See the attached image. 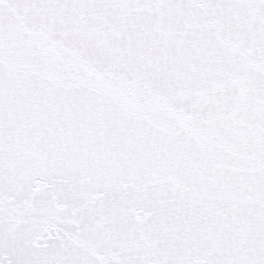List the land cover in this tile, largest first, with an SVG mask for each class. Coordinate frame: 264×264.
<instances>
[{
  "label": "snow or ice",
  "instance_id": "snow-or-ice-1",
  "mask_svg": "<svg viewBox=\"0 0 264 264\" xmlns=\"http://www.w3.org/2000/svg\"><path fill=\"white\" fill-rule=\"evenodd\" d=\"M0 264H264V0H0Z\"/></svg>",
  "mask_w": 264,
  "mask_h": 264
}]
</instances>
